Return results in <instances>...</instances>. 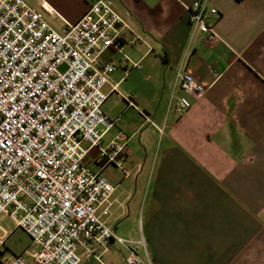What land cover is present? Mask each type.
I'll use <instances>...</instances> for the list:
<instances>
[{
    "label": "crops",
    "instance_id": "1",
    "mask_svg": "<svg viewBox=\"0 0 264 264\" xmlns=\"http://www.w3.org/2000/svg\"><path fill=\"white\" fill-rule=\"evenodd\" d=\"M92 1L40 6L72 23ZM193 1L114 0L126 45L111 53L118 66L103 88L102 110L118 121L101 144L122 131L131 174L104 166L87 141L83 164L114 187L99 218L142 254L144 240L154 264H264V0H206L218 11L209 21L213 39L190 25ZM133 36L139 42L129 44ZM184 69L206 92L178 113L176 100L191 99L176 78ZM6 218L0 230L9 239L19 228L6 229ZM29 241L15 254H6L5 241L0 264L24 251L31 263L37 248ZM118 245L106 252L96 243L78 246L80 264H126Z\"/></svg>",
    "mask_w": 264,
    "mask_h": 264
},
{
    "label": "built area",
    "instance_id": "2",
    "mask_svg": "<svg viewBox=\"0 0 264 264\" xmlns=\"http://www.w3.org/2000/svg\"><path fill=\"white\" fill-rule=\"evenodd\" d=\"M217 15L206 0L189 8L190 25L207 39L215 37L209 21ZM63 22L57 29L25 0H0V219L8 215L37 248L31 263L24 251L4 264H80L78 246L96 243L106 252L113 242L127 250L126 264H154L144 240L137 243L142 254L99 218L114 187L83 164L81 142L87 141L98 147L104 166L131 174L124 161L129 138L118 131L101 144L118 121L102 105L118 66L111 53L126 45L118 26L123 21L114 0H93L77 21ZM138 42L133 36L128 43ZM176 78L191 97L175 102L184 113L206 87L185 69Z\"/></svg>",
    "mask_w": 264,
    "mask_h": 264
},
{
    "label": "rangeland",
    "instance_id": "3",
    "mask_svg": "<svg viewBox=\"0 0 264 264\" xmlns=\"http://www.w3.org/2000/svg\"><path fill=\"white\" fill-rule=\"evenodd\" d=\"M31 7H33L35 10H37L38 12H40L43 16V18L48 21L52 26H54L57 29H60L62 27V22H61V18L56 14L54 17H51L50 15H48L46 12H44L41 9L40 6V2L43 0H25ZM47 1H54V0H47ZM51 2V3H52ZM63 21V20H62ZM63 68H61L62 70ZM148 126L150 125H145L144 128L146 130V128H148ZM141 133H139V135L134 139L135 142H138V139H141ZM151 140L157 141V135L152 134V136L150 137ZM152 142V141H151ZM130 167V166H129ZM1 224L9 230H12V226H13V222L11 221V219L6 218L4 220L1 221ZM138 228V227H137ZM139 229V228H138ZM0 237L4 238V240L6 241V245L9 247L6 250V254H15L18 253L21 249H24L26 247L29 248L30 245V241L27 235H25L20 229H17L14 234H12L10 236L9 239H7V237L5 236V234H3V231L0 230ZM0 238V239H1ZM127 241H130V238H124ZM119 249L121 250H125V248L122 245H118Z\"/></svg>",
    "mask_w": 264,
    "mask_h": 264
}]
</instances>
